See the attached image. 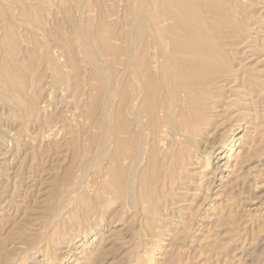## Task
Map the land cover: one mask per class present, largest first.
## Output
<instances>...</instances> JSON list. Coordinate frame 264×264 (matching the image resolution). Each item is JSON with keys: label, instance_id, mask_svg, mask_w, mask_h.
<instances>
[{"label": "rangeland", "instance_id": "rangeland-1", "mask_svg": "<svg viewBox=\"0 0 264 264\" xmlns=\"http://www.w3.org/2000/svg\"><path fill=\"white\" fill-rule=\"evenodd\" d=\"M14 1L0 0V11H5L4 15L9 17V20L3 23V14L0 16V42L4 40L2 44L0 43V83L5 84L4 90L3 86L0 92L7 93H0V264H160V259L161 264H264V0H242L245 5L247 4L245 24L248 25H245V33L233 36L238 42L244 41L243 45L237 42L235 46H240L238 51L240 55L242 53V56H245L242 63L250 69L248 75L252 78L251 85L245 84L241 87L240 78H231V81H234L230 84H233L236 90L241 88L242 92L231 93L228 89L223 90L224 93L227 91L224 96L226 101L229 98L231 104L215 109L212 115L216 116H213V119L210 117L211 121H203L197 127V130H200V126L203 127L201 128L203 134L204 129L207 130L210 125L219 123L213 134L218 139L228 134L233 126L230 146L224 153L218 155L217 146L212 147L213 156L210 157L207 169L202 167L199 169V166L192 165L195 166L197 170L195 171L189 166L187 172L189 177L187 179L184 177L185 183L176 189V194L173 192V195L169 196V201L166 203L165 200L161 201L160 214L146 212L141 208V214L144 212L143 217L138 213V209L144 206L143 203L136 209L127 206L123 192L118 190L119 187L115 189L118 192L116 194H120L116 201L113 199L114 194L112 195L113 191L116 192L114 190L116 181L114 186H110L112 183L109 185L113 190L107 186L113 180H117L116 175H113L117 170L115 165L117 163L113 159L116 152L114 149L117 147L115 141L119 137V133L114 132L118 127L114 111L117 100L115 94L117 86H113L117 83L115 71L117 73L120 70L117 67L128 57L127 41L135 34V30L131 33L133 27H130L132 26L130 22L135 19L136 0H128L127 3L125 0H113L114 3L110 2L113 9L109 2L107 7L108 0L103 1L106 5L102 8L106 9L101 8L102 11L99 0L95 2L83 0L80 6L82 11L79 9L80 15L75 11L76 0H49L47 4L39 3V0H23L24 5L20 1ZM115 1L116 4L119 2L117 6L120 7L116 6ZM125 9H130V12ZM100 11L106 13L101 15ZM105 14L108 18L106 16L103 20L99 18ZM236 15L239 19L240 15L234 13V16ZM121 19L124 22L121 23ZM125 25L130 32L126 30ZM119 28L122 31H119ZM115 32H119L118 36H123L122 38L125 36L124 33L129 37L125 38L126 41L122 38L111 40L117 36ZM84 34L88 38L84 37ZM67 44L72 52L66 47ZM93 44L95 49L92 47ZM138 46L139 51L144 47L141 44ZM95 53L99 57L94 56V59H98L99 63L93 61L92 56ZM118 58H122L120 63ZM75 62L76 64H73ZM8 65L10 69H7ZM9 73H12V76ZM103 74L105 83L102 80ZM107 75L110 79H107L109 77ZM8 76L11 81H8L10 80ZM17 78H20L19 81ZM103 83L104 90L101 89ZM16 86L19 88L16 89ZM105 100L110 102L106 119L100 114ZM99 104H102V107ZM102 119L116 128L111 126L113 129L107 130V122L104 125ZM100 125L103 126L101 129ZM113 133L118 136L113 138ZM125 137L129 138L128 135ZM111 138L116 140L113 141ZM113 142L116 145L112 146ZM100 146L107 151L102 152ZM95 154H98L97 157ZM221 155L223 158H220ZM109 157L114 162L111 163ZM108 164L112 168L109 169ZM113 166H116L114 170ZM201 168L203 172H200ZM102 169L104 173L106 169L110 171L104 174ZM191 171L199 174L193 175ZM104 180H107L108 184L104 183ZM100 185L102 187H99ZM94 189L101 190L102 194L99 191L93 192ZM172 196L174 197L171 198ZM104 197L111 199L105 198L104 201ZM121 201L126 203L125 207ZM178 204L180 206L176 207ZM84 206H90V219L87 217L89 210ZM84 209L88 210L86 217L80 215V212L85 215ZM76 213L80 215L77 218ZM81 217L88 220L83 221ZM163 218L166 219L163 221L161 220ZM178 219L181 222H178ZM144 220L147 222L144 223L145 227ZM35 247L37 251H34Z\"/></svg>", "mask_w": 264, "mask_h": 264}, {"label": "bare ground", "instance_id": "bare-ground-1", "mask_svg": "<svg viewBox=\"0 0 264 264\" xmlns=\"http://www.w3.org/2000/svg\"><path fill=\"white\" fill-rule=\"evenodd\" d=\"M17 1L22 2L21 4L24 5L23 0H17ZM48 1L49 0H39V3L47 4L46 2H48ZM67 1H69V0H67ZM99 1H100L99 4L101 6L100 10L102 11V9H103L102 7H104V5H106V4H103V1H107V0H99ZM112 1L113 0L107 1V7H108V4ZM126 1H128V0H125V3H127ZM92 2H95V0H93ZM113 3H114V1H113ZM118 3L119 2H117V4ZM136 3H137V8L135 11V19L132 20V22H130V24L132 25L130 27L131 28L133 27V30L131 31V33L135 30V34H134V37H132V39L130 41H127L128 46L126 45L127 46L126 53H127L128 57L126 58V60H122V62H121L120 59H122L123 57L118 58L120 60L119 63L121 62V64H120V66L117 67V68H120V70L119 71L117 70L118 71L117 73L115 71V74L117 76V83H116V85H114L112 83L113 86H117V88L115 90L117 100L115 101L116 103H115V107H114V111L116 112L115 115L118 119L117 131L115 130L116 127L114 125L113 126L115 127L114 128L115 134L119 133V137H117L118 135H115L113 133V135H112L113 138H114V136H116L117 140L115 139L116 140L115 141L111 138L117 144V147H115V149H114V150H116V152H115V155L113 158L117 163V164L114 163L115 165H117V170H115L116 174H113L112 172L110 174L116 175L115 177H117V180L115 179V180H113V182H110L109 184H108L107 180H104V183H107L108 187L111 183L112 184L110 186H112V185L114 186L116 183L118 184V186H116L117 184L115 185L114 190L116 188L118 189V187H119L118 190H121L123 192L124 197H125L124 201L126 199V202H127V204H126L123 201H121L123 205L126 204L127 206H130L131 208L136 209L138 207V205L141 206V204L143 203L144 206L140 207V209H138L139 212H138V210H136V211L141 214L140 210L142 208L143 211L151 212L154 214V213L159 212V207H160L161 201L165 200V203L167 201H169L170 200L169 196L173 192H175L174 194H176V189L180 188L181 187L180 185L185 183L184 181L187 179V177H189V176H187L189 166L196 165V166H199V169H200V167L207 169V167L210 164V157L212 155V149L217 146L218 149L216 152L218 155V154L224 153L225 150L228 149L227 147L230 146L229 142L231 141V137H232L231 132H232L233 126L231 127V130H229L228 134H225L223 136L220 135L222 137L218 138V139L215 138L213 134H215L214 132H215L217 125L219 123L217 125H215V124L210 125L209 124L210 125V126L208 125L209 128L207 130L204 129L203 134L201 133L203 127L200 126L202 128V129L199 128L200 130H197V127L203 121H206V120L211 121V119H209V118L211 117L213 119V116H216L215 114L212 115V112L215 109L220 108V107H224V106H228L229 104H231L230 101L228 100L229 98L226 101V96H224L228 90H230L229 92H231V93L232 92L237 93V91L242 92L241 88H239V90H236L232 86L233 84L232 85L230 84L232 81H234V80L231 81V78H233V79H239L240 78L239 82L241 85H239V86H241V87L245 86V84H246V86L251 85V83H252V78H250V75H248V71L250 69L247 68L246 66H244V63H242L243 62L242 60L245 59L244 58L245 56L243 57L242 53L240 55V53L238 51V48L240 46L239 47L235 46V44L237 45L238 39L233 37L234 35L237 37L238 35H236V34H238V33H240L239 34V36H240L241 33L244 32V28L248 25V23H247V25L245 24V18H247V16L245 15V12L247 10L245 11V9H246L247 4L245 5L244 4L245 2L243 3L242 0H136ZM36 4H38V1ZM74 4H75V11L76 12L78 11V14H79L80 11H82L80 6H81V4H83V0H76V2H74ZM94 4L96 5V3H94ZM115 4H116V1H115ZM117 4H116V6H117ZM109 5L111 6L112 4L110 3ZM36 6L38 7V5H36ZM117 7H120V6H117ZM111 8H112V6H111ZM79 9H80V11H79ZM105 9L106 8H104L103 10H105ZM121 9H122V7H121ZM125 10L130 12V11H132V8H131V10L129 9L130 11L128 9H125ZM2 12L0 13L1 14L0 16H2V14H3L2 22L6 23L9 20L8 19L9 17L7 18V16L4 15L5 11L3 13ZM109 12H110V10H109ZM103 13H106V11L101 12V15ZM234 13H238L240 15L239 19L236 18L237 15L234 16ZM73 14H74V12H73ZM120 14L121 13H119V15ZM35 16H37V15L35 14ZM105 16H106V14L104 16H100L99 18H102V20H103ZM111 16H109V17L111 18ZM125 16H127V15H125ZM55 17H57V16H55ZM130 17H131V15H130ZM119 18H121V17H119ZM15 19H17V18H15ZM36 20H37V18H36ZM122 22H124V21H122V19H121V23ZM118 23H119V21H118ZM121 23H119V25H121ZM125 23H127V21ZM119 25H117V26L119 27ZM112 26H113V24H112ZM121 28H123V25ZM126 28H127V26H126ZM247 28H249V27H247ZM115 30H116V28H115ZM126 30L128 32H130L128 30V28ZM119 31H122V30L119 28ZM9 32H10V30H9ZM107 32H109V29ZM124 32H122V33H124ZM74 33H75V31H74ZM112 33H114V32H112ZM122 33H120V34H122ZM99 34L102 35V33H100V32H99ZM115 34H117V36H118L119 32L118 33L115 32ZM124 35L126 37L124 36V38H122L123 36H121V37L118 36V38H117V36H115L116 38L114 37V39H111V40H115V39L119 40V38H122V39H124V41H126L125 38H127L128 34L124 33ZM244 36H243V38H244ZM84 37L88 38L85 34H84ZM110 38H112V37H110ZM240 39H242V38H240ZM2 41L4 42V40H2ZM88 41L90 42V40H88ZM243 42L239 41L238 43L243 45L244 44ZM119 43H120V41H119ZM11 44H13V42ZM124 44H125V42L123 43V45ZM140 44L142 45V47L144 45V47L143 48L141 47L142 49L139 51L138 45H140ZM123 45L121 46L122 47L121 50H123ZM66 47L70 48V46H68V44L66 45ZM92 47H94V44ZM68 48H66V50ZM94 49H95V47H94ZM240 49H243V48H240ZM68 50L71 51V48ZM104 50H105V48H104ZM119 51H120V49H119ZM110 52H111V50H110ZM89 53H91V52H89ZM97 53H99V52H97ZM124 53H125V51H124ZM93 54H94V52H93ZM70 55H72V54H70ZM97 55L95 53V55H93L92 57H93V61L95 60V62L97 61L99 63L98 59H94V56L97 57ZM245 55H247V54H245ZM105 56H107V54ZM76 60L78 61L77 58H76ZM105 60H107V59H105ZM72 61H74V59ZM114 61H115V59H114ZM73 64H76V62ZM248 64H249V61H248ZM95 65H96V63H95ZM54 66H55V64H54ZM2 67H1V70H2ZM77 67H79V66H77ZM8 68H9V65H8L7 69ZM110 69H112V68H110ZM75 70H76V68H75ZM58 71H60L59 68H58ZM258 71L256 70V72H258ZM10 72H11V70H10ZM90 72H92V71H90ZM109 72H110V70H109ZM260 72H262V71H260ZM1 74H2V72H1ZM4 74L5 73H3V78H4ZM9 74L11 75L12 73H9ZM96 74H97V72H96ZM98 74H100V73H98ZM255 75H256V73H255ZM99 76L101 78V75H99ZM108 76L109 75H107V77ZM90 77H92V76H90ZM94 77H95V75H94ZM261 77H262V75H261ZM261 77H260V79H261ZM102 78H103L102 80H104L105 75ZM9 79H10V77H9ZM19 79H18V81H19ZM107 79H110V76ZM102 80L100 79L101 84H102ZM8 81H11V79ZM20 82H21V80H20ZM105 82L106 81L104 80V83ZM5 83H6V81H5ZM104 83H103V86H101L102 90H104V88H102V87H104ZM15 84L18 85L19 82L15 83ZM229 85H231L230 88H229ZM257 85H258L257 87H259V84H257ZM253 86H250V88ZM261 86H262V84H261ZM0 88H2L4 90L5 84L3 82L0 83ZM18 88L19 87H17L16 89H18ZM23 89H24V87H23ZM75 89H76V87H75ZM223 90H227V91H225V93H224ZM0 91H1V89H0ZM9 91H11V90H9ZM106 91H107V87H106ZM259 91H261V90H259ZM259 91L257 93H259ZM2 92L6 93L5 91H2ZM2 92H0V93H2ZM255 92H256V88H255ZM111 93H112V91H111ZM260 93L263 95L262 91ZM240 94H242V93H240ZM21 95H23V94H21ZM78 95H79V93H78ZM229 95H232V94L229 93ZM262 95H261V97H262ZM238 96H239V94H238ZM257 96L258 95H256V98H257ZM6 97H9V96H6ZM104 97H103V99H104ZM217 98H221V100L218 101ZM100 99H101V97H100ZM236 99H238V98H236ZM25 101H26V99H25ZM28 101H30V100H28ZM101 101H103V100H101ZM109 103L110 102L105 100L103 103V107L101 106L102 104L101 105L99 104L100 107H102L101 108L102 111H101V113L100 112L99 113L104 117V119H106L108 116V105H109ZM233 105H235V104H233ZM236 105H237V103H236ZM232 109H234V108H232ZM227 111L229 112V110H227ZM98 116H99V114H98ZM112 118H114V117H112ZM104 119H102V120H103V124L105 125V122H107V121L106 120L104 121ZM254 119H256V118H254ZM114 121L116 122V118L114 119ZM213 122H215V121H213ZM117 123H116V125H117ZM239 123H240V121H239ZM111 126H110L109 122L106 123V129L107 130H112L113 128L111 129ZM92 127H93V125H92ZM101 127H103V126L100 125L99 128L101 129ZM92 131H93V129H92ZM102 131H103V128H102ZM211 131H212V133L210 134ZM108 132L110 133V131H108ZM93 134H94V132H93ZM69 135H71V134H69ZM108 135H110V134H108ZM124 135L125 136L128 135L129 138L128 137L126 138ZM100 137H101V135H100ZM105 137H106V135H105ZM238 139H239V137H238ZM250 141H251V139H250ZM100 142H102V141H100ZM113 143H111L112 146L116 145L115 143L114 144ZM111 144H110V146H111ZM236 144H238V143H236ZM100 147H102V150H103V146H100ZM104 149H106V148H104ZM250 149H251V147H250ZM105 151H107V150H105ZM105 151L103 150L102 152H105ZM248 151H250V150H248ZM97 152H100V151H97ZM82 155H83V153H82ZM97 155L98 154H95L96 157H97ZM106 156H108V155H106ZM111 156L113 157V155H111ZM246 156H248V155H246ZM220 158H223V155H221ZM249 158H252V157H249ZM114 160L111 159V163H112V161L114 162ZM235 163H237V162H235ZM92 165H93V162H92ZM92 165H90V167ZM109 165L110 164H108L107 167H109V169L112 168V167H110L111 165L110 166ZM114 167H116V166H113V170H114ZM194 167L192 166V168H194ZM202 168H201L200 172H203ZM199 169H198V172H199ZM238 169H240V168H238ZM76 170H78V169L76 168ZM194 170H195V168H194ZM108 171H110V170H108ZM108 171L106 169L105 173H108ZM189 171H190V169H189ZM193 171H191V172H193ZM195 171H197V170H195ZM212 171H214V170H212ZM102 172H103V169H102ZM198 172H193V175H194V173L197 174ZM103 173H101V174H103ZM104 174H103V177H104ZM191 176H192V174H191ZM184 177L186 178L185 180H184ZM200 178H201V176H200ZM195 179H197V178H195ZM211 179H214V178L211 177ZM97 181L99 182V180H97ZM105 181H107V182H105ZM115 181H116V183H114ZM187 181H189V180H187ZM194 181H191V182H194ZM93 182H95V181H93ZM212 182L213 181H211V183ZM236 183H237V180H236ZM212 185H213V183H212ZM224 185L225 184H223V186ZM209 186H211V185H209ZM99 187H102V186L100 185ZM109 188L111 190H113L112 187H109ZM221 189H222L221 191H223V188H221ZM105 190L104 191L107 192V189H105ZM96 191L94 189L93 192H96ZM98 191L100 192L101 190H98ZM110 192H112V191H110ZM116 193H118V192L117 191L115 193H114V191L112 192V195L114 194L113 195L114 200L118 199L119 198L118 196L120 195V194L117 195ZM220 193H222V192H220ZM223 193H224V191H223ZM115 194L117 195L116 196L117 198L115 197ZM185 194L187 196V193H185ZM191 194H192V192H191ZM98 195H99V193H98ZM189 195L190 194H188V196ZM214 195H215V193H214ZM81 196L83 197L84 195H81ZM72 197H74V196H72ZM78 197H80V196H78ZM173 197L174 196H172L171 198H173ZM204 197H202V199ZM92 198H94V197L92 196ZM105 198H107V197H104V201H105ZM209 198L210 197H208V200H209ZM107 199H111V198L108 197ZM212 200H214V199H212ZM184 201H186V200H184ZM203 201L206 202V200H203ZM100 202H99V204H100ZM225 202H227V201H225ZM83 203H85L84 200H83ZM177 203H178V201H177ZM223 204H224V202H223ZM164 205L166 206V204H164ZM80 206H81V204H80ZM177 206H180V205L178 204V205H176V207ZM51 207L53 208V206H51ZM84 207H86V206H84ZM123 207H125V205ZM171 207L172 206H169V208H171ZM86 208L89 210L90 206L89 207L87 206ZM169 208H167V209H169ZM74 209L76 210L75 206H74ZM165 209H166V207H165ZM196 209H197V207H196ZM227 209L229 210V208H227ZM86 210L84 209V212ZM91 210H93V209H91ZM161 210H163V209H161ZM87 211L84 213L85 215H82L80 212V215L83 217L84 216L86 217ZM223 211L224 210H222V212ZM75 212L73 213V216H75L74 215ZM89 212H90V210L88 211L87 217L90 214ZM137 212H134V213H136V215H137L138 214ZM194 212H196V211H194ZM78 213H79V211H78ZM78 213H76V218H77V216H80V215H77ZM91 213H93V212H91ZM143 213L144 212H142V214ZM142 214L140 217H143ZM159 214H160V212H159ZM68 216L70 217V214ZM90 216H91V214H90ZM90 216H89V219H90ZM151 216H152V214H151ZM152 217H154V215ZM155 217H157V216H155ZM175 217H177V216H175ZM71 218H72V215H71ZM145 218H147V217H145ZM67 219L69 220V218H67ZM86 219L88 220V218H86ZM86 219H83V221H87ZM142 219H144V218H142ZM165 219L163 218L161 220L164 221ZM149 220H150V218H149ZM141 221H143V220H141ZM150 222H151V220H150ZM169 222H171V221H169ZM178 222H181V221L179 220ZM144 223H147V222H145V220L143 222V226L145 227L146 225ZM136 234L139 235L138 232ZM162 234L166 235L167 233H162ZM141 235L144 236L145 234L141 233ZM81 236H83V235H81ZM138 242H139V240H138ZM139 244H141V243H139ZM36 246H37V244H36ZM139 246H141V245H139ZM46 247H48V246H46ZM35 250H36V247L34 248V251ZM3 251H4V249H3ZM40 252H41V250H40ZM160 253H161V251H160ZM161 260L162 259H160V264H161ZM21 262L22 261H20V263Z\"/></svg>", "mask_w": 264, "mask_h": 264}]
</instances>
